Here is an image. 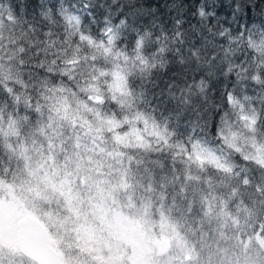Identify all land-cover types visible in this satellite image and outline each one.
<instances>
[{"label":"snow or ice","instance_id":"6c2138e0","mask_svg":"<svg viewBox=\"0 0 264 264\" xmlns=\"http://www.w3.org/2000/svg\"><path fill=\"white\" fill-rule=\"evenodd\" d=\"M0 264H264V0H0Z\"/></svg>","mask_w":264,"mask_h":264}]
</instances>
